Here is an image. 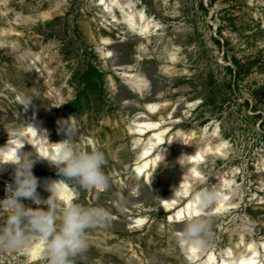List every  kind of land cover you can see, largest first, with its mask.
Returning a JSON list of instances; mask_svg holds the SVG:
<instances>
[{"label": "rangeland", "instance_id": "374dc122", "mask_svg": "<svg viewBox=\"0 0 264 264\" xmlns=\"http://www.w3.org/2000/svg\"><path fill=\"white\" fill-rule=\"evenodd\" d=\"M131 1L145 14L144 36L139 26L128 31L124 8L113 19L96 0H0V139L39 117L47 141H62L58 122L70 118L77 144L104 152L107 189L66 181L73 202L112 216L107 226L88 230L89 246L72 264H187V243L172 237L184 222H167L158 201L183 177L191 193L216 187L231 196L221 215L210 212L212 241L199 254L220 260L229 250L237 258L247 243L263 256L264 0ZM140 79L138 97L127 85L133 89ZM26 97L32 101L25 109ZM148 103L156 114L145 111ZM141 117L162 119L171 141L148 181L133 175L137 149L127 135ZM112 137L119 140L112 144ZM205 141L210 150L193 180L185 154ZM218 142L225 143L220 152ZM25 152L38 158L33 141ZM32 171L62 177L42 159ZM13 175L5 166L0 199ZM139 218L144 224L136 230ZM5 219L0 209V225ZM0 264L47 260L44 250L34 263L25 251L0 252Z\"/></svg>", "mask_w": 264, "mask_h": 264}, {"label": "clouds", "instance_id": "9594fccd", "mask_svg": "<svg viewBox=\"0 0 264 264\" xmlns=\"http://www.w3.org/2000/svg\"><path fill=\"white\" fill-rule=\"evenodd\" d=\"M32 97L23 100L25 109ZM58 123L59 131L66 139L56 143L58 148L54 156L34 158L30 152L19 153L21 147L18 146L13 159L0 160V165L11 164L14 169L13 183L6 184V198L0 199V209L6 210V219L0 225V252H27L34 241L39 240L44 245L47 264H72V260L89 246L88 230L107 226L112 216L102 206H84L77 202L62 205L58 202L57 194L67 180L75 181L84 189H107L110 178L103 170L106 162L104 152L79 146L78 129L70 118ZM31 128L37 132L34 127ZM39 134L42 137L47 135L46 131ZM23 141L24 137L17 135L14 143ZM41 158L54 164L63 177L59 181L46 183V189L50 192L47 200H41L37 192L39 181L32 171L36 161ZM185 195V190L179 188L175 191L174 199ZM22 199H30L37 205L45 204L47 208L25 206ZM221 199L223 193L216 187H205L194 193L193 206L199 209V213L184 222L180 237L183 241L200 249L210 246L213 220L209 210Z\"/></svg>", "mask_w": 264, "mask_h": 264}, {"label": "bare ground", "instance_id": "6f19581e", "mask_svg": "<svg viewBox=\"0 0 264 264\" xmlns=\"http://www.w3.org/2000/svg\"><path fill=\"white\" fill-rule=\"evenodd\" d=\"M97 6L100 8L101 13L107 16H110L114 19V14L117 12L118 8H124L125 14L123 15V23L127 25V29L129 32H132L134 27L139 26L140 31L144 33L148 31L149 25L146 23L145 14L142 9L136 8L134 3L131 0H96ZM123 6V7H121ZM156 26V25H155ZM13 31V30H12ZM110 57V56H109ZM108 57V58H109ZM106 59V58H105ZM144 80L140 79L137 82L135 87L131 89L127 85L128 89L138 97H141V92L144 86ZM147 82V81H146ZM44 107H46L48 101H43ZM190 107L197 106V101L191 102L188 104ZM145 111H148L151 114H156L157 107L156 104L148 103L146 104ZM169 113V112H168ZM32 127L36 129L37 132L32 130ZM168 127H164L162 124V119L156 117L154 119H148L145 117H141L134 121L132 125L127 128V135L131 138V145L134 149H137L135 154H133V175L136 179H145L148 181L149 179V171L152 168H155L159 161L161 160L163 152L167 149L170 144V140H166L164 137L168 135ZM42 131V121L39 117H35L30 119L24 124L20 130L16 133L0 139V148L4 147L3 150H0V160L9 161L14 158V153L16 147L20 146L21 148L18 150L19 153H24L27 146L33 141L34 142V151L36 156L39 157H49L54 156L55 152L58 148V144L61 141L49 142L45 136H41L39 133ZM17 135H22L24 137V141L22 143L17 142L14 143ZM141 139H146V144L144 146H140ZM119 140V137H112L111 142L114 144ZM225 146L224 142H218L215 146L216 152H220L221 149ZM210 148L209 143H199L195 149L186 153V161L190 166L191 178L194 180L197 177L199 172L198 166H200L203 162V157L208 155ZM42 160L48 163L49 169L51 173H54L57 170V167L49 162L47 159L41 158ZM182 159V158H181ZM184 160V159H183ZM181 161V160H180ZM185 161V160H184ZM10 164H2L0 165V175L3 174V169L5 166H9ZM203 165V164H202ZM264 166V164H263ZM201 167V166H200ZM58 174V173H57ZM39 184L37 188V192L41 198V200H47L50 195V192L46 189V183L50 181H59L63 179L58 175H40L37 177ZM13 183V182H10ZM198 183V182H196ZM220 183V182H219ZM179 188L185 190L186 195L183 198H175V191ZM230 190V189H229ZM232 191V190H231ZM196 192V191H195ZM195 192H190V184L188 178L179 179L169 190V192L164 195V197H160L158 200L160 203L161 211L166 214V220L172 224H182L186 221V219L192 215H197L199 213V209L193 206L192 196ZM223 193V199L217 202V204L209 210L212 214L219 216L222 214L224 209L230 204V192L229 191H221ZM47 195H46V194ZM58 202L62 205H66L76 200L75 192L69 187L67 182L65 181L61 185V190L57 194ZM174 199V200H173ZM22 203L25 206L36 208H47L45 204L37 205L30 199H22ZM144 224V220L139 218L135 221L134 229L140 230L142 229ZM172 237L178 241V243L184 244L181 237V230L177 229L173 232ZM249 243V242H248ZM188 252L186 253V263L187 264H264V255L259 257L256 248H254L251 244H245L243 254L239 257H235L231 254L229 250L224 253V256L218 260L216 258L215 253L213 252H203L199 254L198 249L191 245H186ZM44 245L41 241L36 240L29 251L25 252V256L27 257V261L30 263H34L38 260L40 254L43 252ZM264 248V245H263Z\"/></svg>", "mask_w": 264, "mask_h": 264}]
</instances>
